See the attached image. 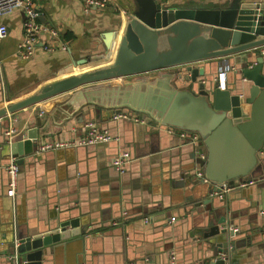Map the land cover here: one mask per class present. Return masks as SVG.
Listing matches in <instances>:
<instances>
[{"label": "crops", "instance_id": "crops-1", "mask_svg": "<svg viewBox=\"0 0 264 264\" xmlns=\"http://www.w3.org/2000/svg\"><path fill=\"white\" fill-rule=\"evenodd\" d=\"M34 1L43 13L40 20L56 28L61 41L42 34L41 39L56 48L46 50L41 40L33 55L24 59L17 54L24 36V11L15 9L0 18L8 27V35L0 39V100L4 93L2 80L6 88L3 106L34 94L53 81L111 63L127 14L134 9V0H109L105 8L89 11L83 0ZM169 1L181 5L187 0ZM223 1L226 0H195V5L216 7ZM110 33L111 48L106 51L105 40ZM63 43L67 49L62 48ZM85 57L89 58L88 63L75 64ZM255 59L251 57V63L255 64ZM218 60L200 64L208 69ZM237 66L229 71L234 84L241 80L235 78ZM74 68L76 72L72 71ZM120 79L131 78L90 83L47 100L43 106L52 101L57 104L50 113H39V128L44 134L38 146L46 141L78 138L89 120L109 130L118 140L40 153L35 150L18 157L23 162L19 164L13 196L7 193L10 154L1 152L0 264H11L10 244L19 236L43 233L72 217L80 219L82 233L61 242L65 245L56 247L48 264H170L173 256L176 264H202L209 260L207 255L212 251L209 241L198 232L202 230L203 215L211 216V210L216 212V218L226 215L238 230L234 236L238 264H264V178L259 177L254 185L223 192L221 197L215 190L208 192L211 186L200 182L197 171L203 168L193 154L200 156L205 146L183 136V129L154 124L142 114H137L139 120H115L107 108L94 113L91 107L77 110L85 102L82 90L94 94L99 86ZM62 107L64 110L60 111ZM38 108L39 104H35L7 115L10 126L19 135L26 134L37 124ZM4 139L5 127L0 125V144ZM122 150L131 154L123 172L112 164ZM206 198L208 203L195 205ZM146 216L150 217L147 222Z\"/></svg>", "mask_w": 264, "mask_h": 264}, {"label": "water", "instance_id": "water-1", "mask_svg": "<svg viewBox=\"0 0 264 264\" xmlns=\"http://www.w3.org/2000/svg\"><path fill=\"white\" fill-rule=\"evenodd\" d=\"M127 15L111 63L43 85L8 106L2 104V93L0 125L5 127L6 139L0 144V158L1 152L10 154V159L35 152L44 134L39 128V113H50L57 104L52 101L43 106L50 98L90 83L131 77L99 86L94 94L82 90L85 102L77 110L91 107L92 112H102L107 108L111 117L114 112L131 110L150 117L154 124L197 132L206 155L201 157L195 152L193 157L209 180L208 192L222 190L215 184L233 186L248 177L264 178V2L226 0L216 7H200L195 0L181 5L169 0H134V9ZM112 38L113 33L107 34L106 51L111 48ZM253 56L255 64L251 63ZM213 59L219 60L208 69L200 64ZM88 62L85 57L75 64ZM235 65V78L241 79L237 84L229 77ZM151 72H155L152 77L133 78ZM35 104H39L37 124L19 135L10 126L8 113ZM21 162L23 159H17L18 165ZM206 200H198L195 205L208 203ZM209 214L203 215L202 230L198 232L209 241L212 251L202 264H238L234 237L238 230L226 215L216 218L214 210ZM82 230L80 219L72 217L43 233L21 235L10 244V262L48 264L56 247L79 236Z\"/></svg>", "mask_w": 264, "mask_h": 264}, {"label": "built area", "instance_id": "built-area-1", "mask_svg": "<svg viewBox=\"0 0 264 264\" xmlns=\"http://www.w3.org/2000/svg\"><path fill=\"white\" fill-rule=\"evenodd\" d=\"M109 3V0H83V5L86 11L91 9H101L105 8ZM15 9H22L24 11V36L22 40L18 44L17 54L24 58H30L38 42L42 39V34H48L51 38L57 39L61 41L60 32L54 28L49 26L48 24L42 22L40 18L43 13L38 8L34 0H0V18L11 13ZM8 35V27L0 22V39L5 38ZM43 41V40H42ZM43 47L46 50H53L56 48V45H53L49 41H43ZM63 49H67L66 43L62 45ZM2 89L3 92L6 93V88L4 85V81L2 80ZM4 101L6 99V95H4ZM8 106V104H6ZM9 116H12V113H8ZM112 118L115 120L120 119H130L135 118L139 120V115L134 114L131 110L129 111H118L114 112ZM2 121V117H0V123ZM12 133V129L8 132ZM183 136H190L191 142L194 144L201 143V137L197 132H189L188 130L182 131ZM118 140V137L112 134L107 129L100 128L93 120H89L84 125V133L76 139L69 140H57V141H46L39 145L36 149L38 153L45 152L48 150H55L64 147H75L79 145H87V144H95L100 142H111ZM206 152H201L200 156L205 157ZM131 160V154L129 151L122 150L117 155H115L112 164L121 172L125 171V167L127 163ZM10 181H9V189L8 195L13 196L15 194V188L17 184V178L19 174V165L17 163V159L12 157L10 159L9 164L7 165ZM197 176L203 179L204 182H209V180L204 175V170L197 171ZM260 178L248 177L238 182L235 185H229L228 183L215 184L216 187L221 188V191L218 192L219 196H223V192L230 191L233 188H244L250 185L256 184V182ZM264 213V210L261 211ZM144 220L147 222L150 220L149 216L144 217ZM172 220H175L173 217ZM175 264V257H172V263Z\"/></svg>", "mask_w": 264, "mask_h": 264}, {"label": "rangeland", "instance_id": "rangeland-1", "mask_svg": "<svg viewBox=\"0 0 264 264\" xmlns=\"http://www.w3.org/2000/svg\"><path fill=\"white\" fill-rule=\"evenodd\" d=\"M154 74H155V72H151V73H144V74H140V75H136V76H133V78L135 77V78H138V77H148V75H152V76H154ZM124 78H126V77H124ZM129 78H131V77H129Z\"/></svg>", "mask_w": 264, "mask_h": 264}, {"label": "bare ground", "instance_id": "bare-ground-1", "mask_svg": "<svg viewBox=\"0 0 264 264\" xmlns=\"http://www.w3.org/2000/svg\"><path fill=\"white\" fill-rule=\"evenodd\" d=\"M82 65H85V64H82ZM82 65H81V66H82ZM79 67H80V66H79ZM77 68H78V67H77ZM77 68L72 69V71L76 72V69H77ZM87 70H88V69H87ZM87 70H82V71H80V72L87 71ZM80 72H79V73H80Z\"/></svg>", "mask_w": 264, "mask_h": 264}]
</instances>
